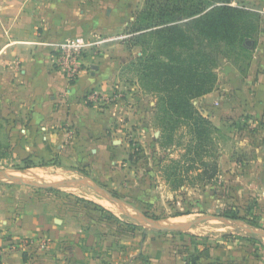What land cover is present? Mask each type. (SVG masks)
I'll list each match as a JSON object with an SVG mask.
<instances>
[{
  "label": "crops",
  "instance_id": "obj_1",
  "mask_svg": "<svg viewBox=\"0 0 264 264\" xmlns=\"http://www.w3.org/2000/svg\"><path fill=\"white\" fill-rule=\"evenodd\" d=\"M143 3L0 0V143L6 161L72 164L78 159L94 170L99 167L93 168L95 163L110 162V142H125L124 130L147 111L137 77L127 70L140 50L120 40ZM233 5L261 15L256 41L248 45L252 59L243 69L224 59L216 89L201 102L205 106V99L221 94L223 108L214 117L207 115L219 127L234 129L232 139L251 153L239 162L229 150L223 158L229 170L221 179L230 180L238 191L263 195L258 200L264 201V0H234ZM76 36L101 42L84 51L82 71L71 83L57 64L55 45ZM130 75L132 84L126 82ZM90 93L112 104L88 101ZM36 189L28 194L22 188L0 187L3 264L238 263L235 251L222 250L215 242L197 245L190 236L136 227L109 212L87 214L63 194L39 195L45 188Z\"/></svg>",
  "mask_w": 264,
  "mask_h": 264
},
{
  "label": "rangeland",
  "instance_id": "obj_2",
  "mask_svg": "<svg viewBox=\"0 0 264 264\" xmlns=\"http://www.w3.org/2000/svg\"><path fill=\"white\" fill-rule=\"evenodd\" d=\"M139 9L137 8L135 12ZM133 20L134 17L129 23ZM125 29L124 34L120 35V40L127 44L126 40L130 35L125 33ZM91 41L97 42L94 45L101 42L100 39ZM134 48L141 50L139 47ZM135 58L136 56L133 60ZM235 58L236 56L234 59L228 58L227 60L232 61ZM224 59H221L223 64L225 63ZM218 68L217 72L219 75ZM222 69H224V65H221ZM127 70L132 75L128 68ZM131 75V78L127 79L126 82L132 84L134 79H132ZM143 93V98L147 104L146 114L136 124L130 125L124 130L125 142L121 143L118 139L113 144L110 142L108 150L111 157L110 162L95 163L93 168L99 166L95 170L90 169V165L79 162L78 159L72 164H51L45 161L30 162L33 166L28 168L24 161H6L5 157L0 154V172H7V179L10 180L4 181L0 178V187L22 188L28 194H34L37 192V187L25 183L12 182V180L26 179L34 183L43 181L44 183L57 184L58 187H55L54 190H50L53 188H45L43 190L39 188L38 194H52L55 196L63 194L87 214L94 212L107 214L106 212H109L111 217H117L118 220H124L128 224L140 228H143V225L152 227V223L148 220L152 216L159 217V219L155 220L166 224H176L173 223L176 218L179 224H187L201 216L216 214L218 209L221 210L220 215L224 216L226 211L234 209L240 216L255 218L259 225L262 224L257 229L264 230V220H260V217L264 216V201L258 200L259 197L263 198V195L258 197L244 193L241 189L238 191L236 185L232 184L230 180L227 181L220 177L221 173L229 170L223 159L224 155L229 153V150H234L232 154L234 160L240 157L243 161L251 156L250 152H246L244 147L237 144L234 136L232 139L231 135L236 134L232 132L234 129L228 131L225 127H219L207 115L210 113V116L214 117L213 115L223 108L221 94H218V96L212 95L207 100L205 99L204 101L207 103L205 106L201 102L204 96L197 98L194 102L197 108L205 116H208L218 128L213 134L216 144L212 146L213 148L208 158L210 162L219 161L220 172L216 179L209 183H204L195 178L197 170L188 173L186 169L189 164L183 161V154L186 151L185 145L190 138L188 129L181 127L175 136V141L164 145L160 139L161 128L156 124V98L145 92ZM216 100H219V105L215 103ZM111 102L106 103L112 104ZM126 103L128 104L129 102ZM0 123H4V120L1 119ZM113 159H120V162L114 164L111 161ZM173 159L182 160L179 171H182L183 181L181 182L182 185L178 187H175L176 184L170 181L165 173L166 168H168ZM44 166H48V168ZM12 173H16L17 176H13ZM37 173H41L40 175H43V177H35L33 175ZM33 177L35 178L33 179ZM74 179H85L86 181L85 183H76L70 186L61 185L62 182ZM237 182L242 185L240 181ZM233 183L236 184V182ZM93 185L110 191L120 201V205L112 201L107 193L94 188ZM22 196L25 197L27 195L23 193ZM105 201L107 204H105ZM252 209L257 214L251 212ZM123 211H126V213ZM239 221L237 223L218 219L208 220L190 229L180 231L178 234H172V236H190L197 245H203L210 241L215 242L216 247L222 250L226 248V250L235 251L238 256L237 264H264V237L253 234L260 238L254 239L252 233L246 229L251 224L242 219H239ZM137 223L139 224L138 226ZM251 227L256 228L253 225Z\"/></svg>",
  "mask_w": 264,
  "mask_h": 264
},
{
  "label": "trees",
  "instance_id": "obj_3",
  "mask_svg": "<svg viewBox=\"0 0 264 264\" xmlns=\"http://www.w3.org/2000/svg\"><path fill=\"white\" fill-rule=\"evenodd\" d=\"M233 2L145 0L125 29L130 35L126 46L141 49L127 68L136 75L140 89L156 98V124L161 128L162 143L174 142L179 129L186 127L190 138L183 161L189 164L188 173L197 170L195 178L204 183L216 179L220 172L219 161L210 162L208 158L216 144L213 134L218 128L194 102L216 89L222 58L236 56L232 62L242 69L249 65L252 51L247 41H256L262 19L259 13ZM0 154L7 157L1 144ZM236 161L242 159L238 157ZM30 162L24 161L26 167L33 166ZM180 164L181 159H173L165 172L175 187L183 181ZM225 216L260 227L255 218L240 216L234 209L226 211Z\"/></svg>",
  "mask_w": 264,
  "mask_h": 264
},
{
  "label": "built area",
  "instance_id": "obj_4",
  "mask_svg": "<svg viewBox=\"0 0 264 264\" xmlns=\"http://www.w3.org/2000/svg\"><path fill=\"white\" fill-rule=\"evenodd\" d=\"M96 43L83 36H76L55 45L57 49V64L69 82L72 83L79 77L82 71L83 53ZM87 100L94 103H106L109 98L90 93L87 95ZM215 103L217 105L220 104L219 100H216ZM40 243L45 245L46 240L41 239ZM0 264H3L1 250Z\"/></svg>",
  "mask_w": 264,
  "mask_h": 264
},
{
  "label": "water",
  "instance_id": "obj_5",
  "mask_svg": "<svg viewBox=\"0 0 264 264\" xmlns=\"http://www.w3.org/2000/svg\"><path fill=\"white\" fill-rule=\"evenodd\" d=\"M247 44L250 45L251 44V41L248 40L247 41ZM7 172L3 171V172H0V178H2L4 181H10L7 179ZM85 179H74V180H69V181H65V182H62L61 185L63 186H70V185H73V184H76V183H85ZM12 182H17V183H25L27 185H30V186H34V187H37V188H55V187H58L57 184H52V183H44V182H38V183H34V182H30L26 179H20V180H12ZM60 186V185H59ZM94 188H97L98 190L102 191V192H105L107 193L109 196H110V199L112 201H115L118 205H120V201L108 190H106L105 188H102V187H99L97 185H93ZM126 213V211H123ZM221 213V210L218 209L217 210V213L216 214H207V215H204V216H201L187 224H166V223H163L161 221H158V220H155V219H152V218H148L149 222L152 223V227L159 230V231H164V232H177V231H184L186 229H190L192 228L193 226L197 225V224H200L204 221H208V220H215V219H218V220H223V221H228V222H237L239 223V219H234V218H230V217H227V216H224V215H220ZM135 217V216H134ZM144 217V216H143ZM141 217V218H143ZM249 227L246 228L248 231H250L252 234H256V235H260L262 237H264V230L263 229H257L254 228V227H251V225H248ZM149 228H152L150 226H147Z\"/></svg>",
  "mask_w": 264,
  "mask_h": 264
},
{
  "label": "bare ground",
  "instance_id": "obj_6",
  "mask_svg": "<svg viewBox=\"0 0 264 264\" xmlns=\"http://www.w3.org/2000/svg\"><path fill=\"white\" fill-rule=\"evenodd\" d=\"M47 168H48V167H47ZM18 174H19V172H18ZM40 174H41V173H40ZM40 174L37 173V174H33V175H34L35 177H41V176L43 177V175H40ZM43 174H44V173H43ZM12 175H13V176H17L16 173H12ZM25 175H26V174H25ZM26 176H27V175H26ZM35 177H33V179H34ZM18 178H19V177H18ZM28 178H29V176H28ZM39 179H40V178H39ZM40 180H41V179H40ZM42 182H43V181H42ZM72 187H73V186H72ZM73 188H74V187H73ZM107 202H108V201H107ZM105 204H107L106 201H105ZM108 204H109V203H108ZM178 219H179V218H178ZM176 220H177V218H176ZM176 220H173V221H175V222H173V223H176V224H177V223H178V222H177L178 220H177V221H176ZM180 221H181V220H180ZM184 223H186V222H184ZM178 224H179V223H178ZM180 224H181V223H180Z\"/></svg>",
  "mask_w": 264,
  "mask_h": 264
}]
</instances>
